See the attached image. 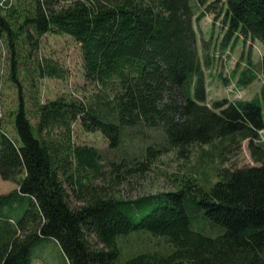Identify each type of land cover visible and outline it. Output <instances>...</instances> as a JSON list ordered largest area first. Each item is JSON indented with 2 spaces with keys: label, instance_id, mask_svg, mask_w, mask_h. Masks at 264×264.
<instances>
[{
  "label": "trees",
  "instance_id": "16d2710c",
  "mask_svg": "<svg viewBox=\"0 0 264 264\" xmlns=\"http://www.w3.org/2000/svg\"><path fill=\"white\" fill-rule=\"evenodd\" d=\"M194 1L8 0L0 6V92L4 52L18 91L16 137L0 129V179L16 186L0 195V264H31V249L42 239L57 242L64 264H264V84L253 100L208 106L193 28L195 10L197 20L216 11L226 29L221 46L240 37L257 40L264 51V0ZM45 34L79 44L85 80L100 93L87 101L34 102L28 111L19 82L22 56L35 57L37 79L66 73L38 56ZM260 70L264 79V55ZM78 121L104 136L112 151L143 130L160 131L163 146L148 145L142 160L120 158L104 169L99 149L72 140ZM244 141L257 165L217 167L209 186L180 176L172 191L119 195L121 184L146 174L165 151L185 158L192 147L210 145L223 162ZM194 219L223 231L203 235L192 229Z\"/></svg>",
  "mask_w": 264,
  "mask_h": 264
},
{
  "label": "rangeland",
  "instance_id": "374dc122",
  "mask_svg": "<svg viewBox=\"0 0 264 264\" xmlns=\"http://www.w3.org/2000/svg\"><path fill=\"white\" fill-rule=\"evenodd\" d=\"M10 1L15 3V0ZM194 3L195 1L191 0V4ZM199 11L200 9L195 10L193 28L196 34V49L205 77L206 104L210 106L213 101L223 99L235 102L249 101L259 97L264 84L260 73V60L264 55L261 44L251 39L243 42L239 37L238 40L232 39L226 46H221L226 32L222 16L215 11L197 20L195 18ZM3 56L0 129L14 139L16 135L12 126V113L18 106V91L16 86L8 80V53L4 52ZM38 56L43 60L54 61L66 73L62 79H37L33 70L35 57L22 56L25 60L24 68L19 61V82L28 111L34 112V102L51 101L58 97H72L87 101L97 92L100 93L98 88L85 80L80 47L71 37L64 34H45L40 40ZM242 77L245 81L243 84L240 82ZM32 113H29V118L31 123L35 124L36 119ZM72 131V140L76 145L93 146L101 151L104 169H108L109 162L120 158L133 157L142 160L144 157L142 151L148 145H153L155 149H161L163 146L160 131L143 130V132H136L135 136L129 133L116 151L108 149L106 138L99 132L84 131L79 121L73 124ZM260 135L264 143V132ZM207 151L212 152L211 156H205ZM225 157L226 160L221 162L217 149L213 150L210 145L192 147L185 158H179L173 150L165 151L157 156L146 174L121 184L118 187L119 195L124 198H136L172 191L176 188L175 179L180 176L193 175L201 184L211 185L217 180L214 176V170L217 167L241 168L257 165L250 157L246 141L238 150L226 153ZM96 183H99V180H96ZM15 188L13 183L0 179V195L9 193ZM200 220L207 222L201 213ZM200 220L199 222L193 220L194 231L212 238L222 233L223 229L207 224L203 226V221L200 222ZM154 241L157 240L154 239ZM127 245L131 249L135 248L132 244L127 243ZM64 262L65 257L53 239H42L31 249V264H64Z\"/></svg>",
  "mask_w": 264,
  "mask_h": 264
},
{
  "label": "built area",
  "instance_id": "2783aa9c",
  "mask_svg": "<svg viewBox=\"0 0 264 264\" xmlns=\"http://www.w3.org/2000/svg\"><path fill=\"white\" fill-rule=\"evenodd\" d=\"M6 1H8V0H1L0 6H2Z\"/></svg>",
  "mask_w": 264,
  "mask_h": 264
}]
</instances>
